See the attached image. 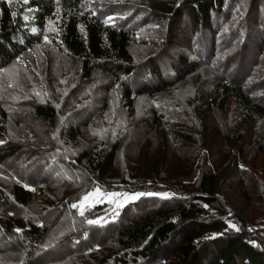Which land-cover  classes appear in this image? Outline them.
<instances>
[{
    "label": "trees",
    "instance_id": "trees-1",
    "mask_svg": "<svg viewBox=\"0 0 264 264\" xmlns=\"http://www.w3.org/2000/svg\"><path fill=\"white\" fill-rule=\"evenodd\" d=\"M0 86V264H264V0H0Z\"/></svg>",
    "mask_w": 264,
    "mask_h": 264
},
{
    "label": "rangeland",
    "instance_id": "rangeland-1",
    "mask_svg": "<svg viewBox=\"0 0 264 264\" xmlns=\"http://www.w3.org/2000/svg\"><path fill=\"white\" fill-rule=\"evenodd\" d=\"M218 78V76H216ZM197 78H193L190 80L191 82L196 83L195 81ZM207 82L205 80L204 84ZM193 83V84H194ZM206 86L205 88H207ZM1 88V86H0ZM36 99V98H35ZM233 114V113H232ZM36 132H44V130L40 129L39 125H31ZM254 135L253 130H249L246 132V139L244 141L248 143L250 142V138ZM27 157V155H26ZM26 157H20L21 159L17 161V164H26L29 159ZM251 160V159H250ZM264 167V154L263 155H258L256 158L253 160V164L250 163V166L257 170L259 174H261L264 177V168L261 169V167ZM263 172V173H262ZM195 175H197V171L195 172ZM232 185V184H231ZM237 184H233V189L235 193H233V198L232 199V205L234 207H239V209L242 211L241 214L244 216V218L249 222L252 223L255 220L259 221L261 219V214H262V209L260 204L257 202H251L248 201V203L240 196L241 190L239 191L238 189L236 190ZM140 193H126V192H109L106 193L102 191L99 188H96L92 191H90L88 194L83 196L82 200L76 205L77 208L80 210L81 213L86 212L90 208H95L96 206H104L105 208H108V211L111 213H120L122 208L126 206L129 203H132L134 201H137L142 195H137ZM104 215L97 219L98 221H105ZM104 219V220H103ZM109 219V218H108ZM106 219V220H108ZM256 228V227H254Z\"/></svg>",
    "mask_w": 264,
    "mask_h": 264
},
{
    "label": "snow or ice",
    "instance_id": "snow-or-ice-1",
    "mask_svg": "<svg viewBox=\"0 0 264 264\" xmlns=\"http://www.w3.org/2000/svg\"><path fill=\"white\" fill-rule=\"evenodd\" d=\"M137 195H143V194H137Z\"/></svg>",
    "mask_w": 264,
    "mask_h": 264
}]
</instances>
